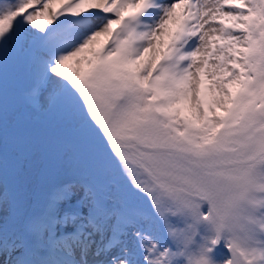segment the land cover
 <instances>
[{"label": "snow or ice", "instance_id": "6c2138e0", "mask_svg": "<svg viewBox=\"0 0 264 264\" xmlns=\"http://www.w3.org/2000/svg\"><path fill=\"white\" fill-rule=\"evenodd\" d=\"M0 264H264V0H0Z\"/></svg>", "mask_w": 264, "mask_h": 264}, {"label": "rangeland", "instance_id": "374dc122", "mask_svg": "<svg viewBox=\"0 0 264 264\" xmlns=\"http://www.w3.org/2000/svg\"><path fill=\"white\" fill-rule=\"evenodd\" d=\"M24 81L22 79H12L10 77L9 81V107L10 111L14 108L16 110V116L19 119L24 120L32 129L38 132H47L49 130H54L53 118L43 112H33L31 109L24 107L20 101L24 89ZM13 91L10 92V89ZM51 150L54 156H56L60 161L61 165L58 172L52 178L55 181L65 180L78 175V170L75 161L70 155H64L59 152L55 143L51 145ZM59 154L57 155V153Z\"/></svg>", "mask_w": 264, "mask_h": 264}, {"label": "water", "instance_id": "95a60500", "mask_svg": "<svg viewBox=\"0 0 264 264\" xmlns=\"http://www.w3.org/2000/svg\"><path fill=\"white\" fill-rule=\"evenodd\" d=\"M13 89V88H12ZM12 89H11V91H12Z\"/></svg>", "mask_w": 264, "mask_h": 264}]
</instances>
